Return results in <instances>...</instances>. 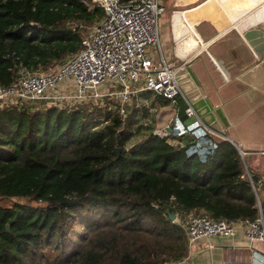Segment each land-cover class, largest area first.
I'll return each instance as SVG.
<instances>
[{"label": "trees", "instance_id": "obj_1", "mask_svg": "<svg viewBox=\"0 0 264 264\" xmlns=\"http://www.w3.org/2000/svg\"><path fill=\"white\" fill-rule=\"evenodd\" d=\"M91 2L0 0V85L74 53ZM88 106L0 108V198L22 201L0 204V264H164L186 254L188 214L264 223V183L226 139L202 161L191 139L126 147L139 108Z\"/></svg>", "mask_w": 264, "mask_h": 264}, {"label": "built area", "instance_id": "obj_2", "mask_svg": "<svg viewBox=\"0 0 264 264\" xmlns=\"http://www.w3.org/2000/svg\"><path fill=\"white\" fill-rule=\"evenodd\" d=\"M240 2L256 6L250 0ZM91 6L99 8L102 15L95 23L84 27L74 54L43 72L19 67L13 81L0 85V108H76V104L84 100L113 97L122 120L131 96L149 91L171 106H177L178 100L182 102L181 115L192 120L184 123L176 113L166 127L155 128L151 133L168 142L171 138L191 136V142L185 147L186 155L196 154L202 161L215 148L216 138L223 137L200 120L175 80L174 71L183 64L175 66L162 55L158 36V20L165 11L162 1L92 0ZM235 148L243 161V156L251 153ZM244 166L249 177L247 164ZM262 183L264 176L257 175L256 186ZM257 206L260 209L259 203ZM237 222L243 224L249 241H258L264 246V223L260 214L254 220L236 222L213 219L205 214H188L181 224L187 252L164 264H189L191 248L200 237L232 235ZM250 262L264 264V252L252 251Z\"/></svg>", "mask_w": 264, "mask_h": 264}, {"label": "crops", "instance_id": "obj_3", "mask_svg": "<svg viewBox=\"0 0 264 264\" xmlns=\"http://www.w3.org/2000/svg\"><path fill=\"white\" fill-rule=\"evenodd\" d=\"M161 1L165 11L158 20V36L164 59L190 69L203 96L209 99L212 109L218 110L213 123L226 140L243 152H264V49L254 51V46L241 36L246 29H260L264 41V19L257 22L254 18L258 8L253 13L255 6L251 4L240 9V0H220L226 11L216 0ZM134 105L142 106L138 102ZM181 108L182 102L177 106L157 104L152 114L155 128L166 127L176 113L182 122L192 121L181 115ZM190 139L184 135L167 142L182 146ZM249 156H243L247 165ZM249 170L264 176V172ZM234 229L229 236L200 237L195 246L209 247L212 264H251V252H264L263 243L249 241L242 223L237 222Z\"/></svg>", "mask_w": 264, "mask_h": 264}, {"label": "water", "instance_id": "obj_4", "mask_svg": "<svg viewBox=\"0 0 264 264\" xmlns=\"http://www.w3.org/2000/svg\"><path fill=\"white\" fill-rule=\"evenodd\" d=\"M241 36L250 46H254V51L261 52L264 49V41L262 40V31L260 29H246L242 32ZM174 77L191 103L195 113L199 115L200 120L204 124H208L211 129L223 137L220 127L213 123L217 119L218 110L212 109L209 99L203 96V90L201 87H198V82L190 69L180 66L174 71ZM247 167L255 172H264V152H251ZM169 219L173 220L174 215H169ZM191 250L192 254L189 257V264H212L209 247L196 245Z\"/></svg>", "mask_w": 264, "mask_h": 264}, {"label": "rangeland", "instance_id": "obj_5", "mask_svg": "<svg viewBox=\"0 0 264 264\" xmlns=\"http://www.w3.org/2000/svg\"><path fill=\"white\" fill-rule=\"evenodd\" d=\"M251 1L252 0H250V2ZM245 4H247V6H248V3L240 2L239 5H237V7L241 8ZM256 4H259V3H256ZM237 7L235 9H237ZM263 16H264V9H262L260 12H258L255 15V17L258 18V19L259 18H262ZM98 19L96 18V19H92L90 21L78 20V23L77 24H78L79 30H81V31L84 30V27L85 26H89V25L95 23ZM262 25H264V20L262 21ZM73 54L74 53H71L69 55H66L65 57H63L61 59V62H63L64 60H66L67 58H69L70 56H72ZM56 65H58V62L56 64H53V66H50V68H52V67H54ZM37 71L43 72V70H40V69L37 70ZM139 93H142L141 94L142 97L140 99H138L136 101H133V98L135 96H131L129 102L125 105V109L127 108L126 109V112H127V110L133 104H135L136 102L142 104L141 108H139V106H138V108L140 110V112L138 113L139 114L138 115V117H139L138 118V122L136 124V127L134 126V128H133V135H132V137L126 142V147H129L131 145L137 144L142 138H144L148 134L149 130H153L152 128L155 129V127H156L154 125V120L152 121V117H153L152 114L154 115L156 113L155 111L153 113V108H156L157 107V104H159V101H157V95H155V94H153V93H151L149 91H141ZM178 102L180 103L179 100H178ZM84 104L85 105H89L88 107L95 106L97 108H105L110 113H115L116 110H117V108H116L117 101L115 99H113V97H111V98L97 97L96 99L84 100V101H81V102L77 103L76 106H80V105H84ZM147 107H149V110H148ZM13 201L22 202L20 199H17V198H11V199H3V198H0V204L1 205H7V204H9V203H11Z\"/></svg>", "mask_w": 264, "mask_h": 264}, {"label": "bare ground", "instance_id": "obj_6", "mask_svg": "<svg viewBox=\"0 0 264 264\" xmlns=\"http://www.w3.org/2000/svg\"><path fill=\"white\" fill-rule=\"evenodd\" d=\"M216 1H218L219 2V4H220V6L222 7V5H221V3H220V0H216ZM251 2H253L254 4H256V3H259V4H261L259 7L256 5L255 6V8H254V10H252V13L256 10V8H259L258 10H257V12L255 13V15L258 13V12H260L262 9H264V5H262V2H264V0H252ZM247 6V5H246ZM250 6V5H249ZM248 6V7H249ZM245 7V6H244ZM223 8V7H222ZM224 9V8H223ZM225 10V9H224ZM244 10V9H243ZM248 9H246L245 11H247ZM177 17V16H176ZM255 19H258V18H255ZM264 19V16L262 17V18H259L258 20H257V22L258 21H261V20H263ZM251 20V19H250ZM249 22V21H248ZM256 22V21H255ZM252 23H253V20H252Z\"/></svg>", "mask_w": 264, "mask_h": 264}, {"label": "flooded vegetation", "instance_id": "obj_7", "mask_svg": "<svg viewBox=\"0 0 264 264\" xmlns=\"http://www.w3.org/2000/svg\"><path fill=\"white\" fill-rule=\"evenodd\" d=\"M256 18V17H255Z\"/></svg>", "mask_w": 264, "mask_h": 264}]
</instances>
